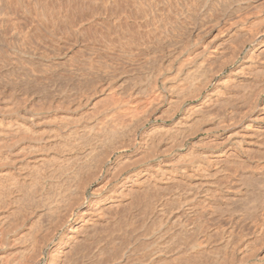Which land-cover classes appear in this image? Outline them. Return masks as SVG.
<instances>
[{
  "label": "bare ground",
  "instance_id": "bare-ground-1",
  "mask_svg": "<svg viewBox=\"0 0 264 264\" xmlns=\"http://www.w3.org/2000/svg\"><path fill=\"white\" fill-rule=\"evenodd\" d=\"M122 1L0 0V264H264V0Z\"/></svg>",
  "mask_w": 264,
  "mask_h": 264
},
{
  "label": "rangeland",
  "instance_id": "rangeland-1",
  "mask_svg": "<svg viewBox=\"0 0 264 264\" xmlns=\"http://www.w3.org/2000/svg\"><path fill=\"white\" fill-rule=\"evenodd\" d=\"M44 2H46L45 4L47 5L46 6V9H47V13H48V15H52V17H56L55 18V20L57 19L58 21L57 22H54L55 20L53 19V18H51L50 16V18L51 19H53V22L50 20L49 22H50V24L51 25H53L54 26V29L56 30V31H54V34L56 35V36H61L63 33L65 34V36H61L62 38H66L67 39V37H68V35L71 33L70 31H69V28H71L72 26L74 27V25H75V27H77V25H79L81 22V19H83L84 21L85 20H87V18L86 17H88V19L93 15V14H95V13H97V14H101V15H103L104 17L106 16V18H109V17H118V15H116V14H119V16L121 17V18H123V17H125L126 15H128V14H130L131 12V8H130V11L128 10V8L130 7V5H129V7H128V5H126V3H124V1H122V2H120L121 0H119V3L121 4L122 3V5L120 6V4L118 3V0H110L111 1V3L107 0V2H105L106 0H84V1H86V2H84V6H86V7H80L79 6V0L77 1V0H43ZM76 2H78V3H76ZM87 3V4H86ZM104 3V4H103ZM105 3H107L106 5H105ZM110 3V4H109ZM125 4V12H124V4ZM90 7H88V6ZM109 5V6H108ZM120 7H119V6ZM78 8H77V7ZM117 6V7H116ZM123 9H122V8ZM50 8V9H49ZM85 9V10H84ZM87 9V10H86ZM120 11H119V10ZM58 10V11H57ZM89 10V11H88ZM92 10V11H91ZM98 10H99V13H98ZM123 10V11H122ZM128 10V12H127V14H126V11ZM116 11V13H114ZM53 12V13H52ZM88 12H90V13H88ZM93 12V13H92ZM103 12V13H102ZM118 12H120V13H118ZM122 12L123 13H125V14H122ZM83 13V16L81 15ZM88 13V14H87ZM91 13H92V15H91ZM112 13L114 14L113 16H111L112 15ZM57 14V15H56ZM106 14V15H105ZM87 15V16H86ZM88 15H90V16H88ZM59 16V17H58ZM123 16V17H122ZM82 17H84V18H82ZM78 20H79V22H78ZM82 20V21H83ZM78 23V24H77ZM59 25V26H58ZM69 25V26H68ZM72 25V26H71ZM58 27H62L61 28V30L64 28H66L67 30L65 31L64 29L61 31V32H59L58 34H57V32L58 31H60V28H58ZM68 31V32H67ZM80 31H82V30H80ZM70 32V33H69ZM69 37H71V34L69 35ZM68 37V38H69Z\"/></svg>",
  "mask_w": 264,
  "mask_h": 264
}]
</instances>
